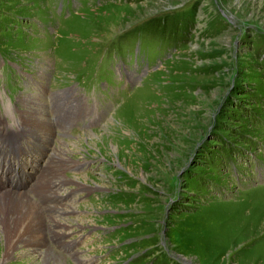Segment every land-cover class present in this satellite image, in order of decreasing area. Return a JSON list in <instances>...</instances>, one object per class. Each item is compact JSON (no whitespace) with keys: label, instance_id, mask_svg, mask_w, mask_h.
<instances>
[{"label":"rangeland","instance_id":"obj_1","mask_svg":"<svg viewBox=\"0 0 264 264\" xmlns=\"http://www.w3.org/2000/svg\"><path fill=\"white\" fill-rule=\"evenodd\" d=\"M98 79L114 106L75 87ZM50 84L75 85L49 103ZM84 100L102 123L55 135L49 111L68 123ZM37 112L39 140L21 129ZM0 128L48 150L39 196L79 200L46 215L0 193L53 234L93 230V264H264V0H0Z\"/></svg>","mask_w":264,"mask_h":264},{"label":"bare ground","instance_id":"obj_2","mask_svg":"<svg viewBox=\"0 0 264 264\" xmlns=\"http://www.w3.org/2000/svg\"><path fill=\"white\" fill-rule=\"evenodd\" d=\"M31 100L35 101L34 98H31ZM37 101H39L38 98ZM35 105L38 107L43 106L40 102H36ZM31 109L37 111L36 107H31ZM23 117H25L23 119H28L26 114H24ZM38 117L39 113L37 112L35 117L27 121L21 129L24 131L23 127H26L25 135H28L29 138L39 140L38 135L39 132L44 130L43 123L46 119L42 117L43 119L40 120ZM60 128L63 127L60 126ZM32 144L33 143L30 140L29 145L33 146ZM1 189L2 187L0 190ZM54 194L56 195V192H54ZM23 198V193H14L9 190H4L0 193V257L2 260L8 256H12L14 253L24 254V251L20 249L19 246L23 241H28L29 244H32V249L27 251L28 254H30V256H28L29 260L27 261L29 264L34 262L38 264H67L68 260L63 256L56 254L43 238L45 234H53L50 228H48L50 226L43 227V224L40 223L43 219L40 216L36 217L35 212H33V206H29ZM30 209H32V211ZM38 219L41 220L39 221ZM51 221L53 225H60L54 222L52 218ZM25 244H27V242ZM32 255H38L37 257L40 259L35 260V258H32Z\"/></svg>","mask_w":264,"mask_h":264}]
</instances>
